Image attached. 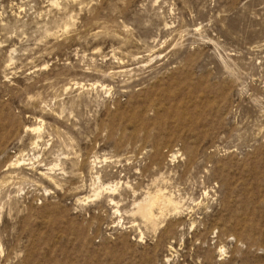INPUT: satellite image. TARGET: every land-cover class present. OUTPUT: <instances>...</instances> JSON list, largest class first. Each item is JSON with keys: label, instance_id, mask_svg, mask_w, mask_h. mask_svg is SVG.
Here are the masks:
<instances>
[{"label": "rangeland", "instance_id": "obj_1", "mask_svg": "<svg viewBox=\"0 0 264 264\" xmlns=\"http://www.w3.org/2000/svg\"><path fill=\"white\" fill-rule=\"evenodd\" d=\"M0 264H264V0H0Z\"/></svg>", "mask_w": 264, "mask_h": 264}, {"label": "bare ground", "instance_id": "obj_2", "mask_svg": "<svg viewBox=\"0 0 264 264\" xmlns=\"http://www.w3.org/2000/svg\"><path fill=\"white\" fill-rule=\"evenodd\" d=\"M155 193V192H154ZM162 194V193H161ZM94 196H97V192L95 193V195ZM167 197V196H166ZM148 199L145 201V200H143V201H145L139 208H138V211L141 213V214H143V215H151L152 214V210H153V207L155 208V206H156V208L155 209H157V207L159 206L160 207V205H159V203H160V200L161 201H163V199H161V195H160V193H157V191H156V193L155 194H153L152 196H150V197H147ZM166 199V198H165ZM164 199V200H165ZM168 200H169V198H167ZM142 201V200H141ZM171 202V201H170ZM114 203V202H113ZM141 203V202H140ZM164 203H166V202H164ZM172 203H174L173 201H172ZM172 203H170V204H172ZM169 204V203H168ZM136 205H138L137 203H136ZM168 207V206H167ZM137 210V209H136ZM158 211H159V209H158ZM134 212V211H133ZM154 212V211H153ZM157 212V211H156ZM163 212V211H162ZM154 214V213H153ZM159 214H162V213H160V211H159ZM153 216H151V218H152ZM143 218H145V217H143Z\"/></svg>", "mask_w": 264, "mask_h": 264}]
</instances>
